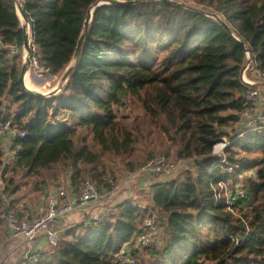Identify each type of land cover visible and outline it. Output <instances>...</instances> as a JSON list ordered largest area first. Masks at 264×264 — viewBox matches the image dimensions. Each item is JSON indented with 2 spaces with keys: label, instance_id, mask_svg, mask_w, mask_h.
I'll list each match as a JSON object with an SVG mask.
<instances>
[{
  "label": "trees",
  "instance_id": "trees-1",
  "mask_svg": "<svg viewBox=\"0 0 264 264\" xmlns=\"http://www.w3.org/2000/svg\"><path fill=\"white\" fill-rule=\"evenodd\" d=\"M99 1L0 0L3 44H24L28 24L31 52L45 74L56 75L71 64L60 90L36 95L18 79L19 55L0 48V120L25 132L13 140L20 150L4 175L0 142V242L6 237L4 214L17 211L10 197L29 179L37 200L49 186L69 182L77 188L88 173L99 188L110 176L119 184L126 175L118 178L112 169L107 174L104 159H123L133 175L153 158L147 153L143 161L129 160L154 130L164 143L158 154L187 161L184 172L135 173L123 183L132 193L123 197L120 185L114 194L122 200H113L112 215L95 227L83 222L55 227L57 245L36 264H117L114 253L143 232L147 218L159 230L158 242L133 250L135 264H264V128L234 138L238 114L250 105L241 99L249 88L240 80L244 45L264 70V0H193L211 15L222 14L236 31L203 10L169 0ZM124 99L142 114L120 113ZM222 137L230 140L223 164L232 167L229 172L214 166L217 158L211 155ZM238 152L250 155L237 158ZM252 171L254 177L247 175ZM221 181L232 184L229 203L214 199L210 185ZM133 182L143 185L132 189ZM144 190L145 204L139 196ZM94 207L99 212L101 207Z\"/></svg>",
  "mask_w": 264,
  "mask_h": 264
},
{
  "label": "built area",
  "instance_id": "built-area-1",
  "mask_svg": "<svg viewBox=\"0 0 264 264\" xmlns=\"http://www.w3.org/2000/svg\"><path fill=\"white\" fill-rule=\"evenodd\" d=\"M29 32V38L27 34V45H18L16 42L3 44L0 41V48L7 50L10 54L21 53L22 63L28 66V72L31 68L34 69L37 76H41L43 68L39 65L38 60L32 54L31 50V34L29 25H26V33ZM245 59L240 71V80L243 84L249 86L245 90L241 99L250 105L244 108L239 114V128L240 132L234 137L237 138L242 133L264 128V109L260 110L263 105L264 87L261 83H264V70L257 67L252 59L251 52L244 45ZM259 81H262L261 83ZM25 132L15 125L11 120H0V142L9 140V148L5 147L3 155V163L12 161L15 154L20 150L18 144H13V140L17 137H22ZM230 144V140L222 137V139L213 145L211 155L216 157L215 165L222 171H231L232 167H225L226 163L225 149ZM187 164L185 160L170 161L164 154H158L154 156L148 163L140 167L139 172L145 177L149 176H167L177 172L181 169L182 165ZM129 175V174H127ZM124 180L127 179V176ZM105 182L107 186L99 188V186L90 179H84L80 182L77 188L70 186L66 183L68 189L56 188V191L49 193L44 197V201L38 206L37 212L33 217H30L29 211H23L19 216L17 211L9 209L6 213L5 220L8 229V237H21L26 242L28 247L23 250L16 259L8 260L5 264H36L42 254L53 251L58 243V229L53 225L58 220L64 218L74 211L90 206H100L99 212L91 215L87 220L83 221L84 226L95 227L101 224L105 219L114 213V191L119 187L114 183L112 178H106ZM122 183V182H121ZM225 184L224 182H218L217 184H211V188L214 192V199L217 201L222 197H218L220 194L216 192V187ZM237 188V189H236ZM235 188L238 197L243 195L242 190L237 186ZM241 190V192L237 190ZM226 202L229 203L232 198L230 193H227ZM6 207L8 206V200H4ZM143 232L125 242L114 253L113 259L117 264H135L136 259L132 255L133 250H140L143 247H150L152 244L158 242L159 230L154 225L152 218H147L143 223ZM44 238V242H40V239ZM237 243V239H234ZM0 260V264H1Z\"/></svg>",
  "mask_w": 264,
  "mask_h": 264
},
{
  "label": "rangeland",
  "instance_id": "rangeland-1",
  "mask_svg": "<svg viewBox=\"0 0 264 264\" xmlns=\"http://www.w3.org/2000/svg\"><path fill=\"white\" fill-rule=\"evenodd\" d=\"M117 1H123V0H117ZM169 1L182 4L185 7H189V8H193V9H197V10H203L204 13L209 14V16L218 18L219 20L223 21L226 25H228V27L231 30L236 31L235 28H234V24L232 22L228 21L224 16H222V14L217 13V14H215V16L211 15L212 13L209 12L210 10L209 11L206 10V8L202 7L200 4H198L197 2H195L193 0H169ZM99 2H101V4H102L103 2L105 3L107 1L101 0ZM93 8H92V10H93ZM21 20H23V19L21 18ZM233 33H234L235 37L240 39V35H239L238 32H233ZM27 34H28V38H29V32L28 31H27ZM16 55H19V57L21 59V62H22L23 60H22V57H21V53L20 54L17 53ZM22 65H23V63H22ZM70 65L67 66V67H70ZM67 67H66V69H67ZM27 70H28V66H27ZM65 70L60 72V73H58V74H56V75H47L43 71L41 76H37L35 71H34V69L31 68L28 71V75H29L30 81L32 82V85L34 86V88H36V90L35 89H31V90L38 91V92L44 91V93H47L45 95H49L50 92L48 93L47 91H50L54 86H56V84L58 86V89H59V87L62 84H64L65 78L63 79L62 77H63V75L65 73ZM100 82L103 84L104 87H107V82L106 81H104L103 79H100ZM259 82L261 83L262 81H259ZM261 85H262V87H264V83L263 82L261 83ZM53 92H55V91H53ZM262 95L264 97V93H262ZM123 102H124V104L118 107V110H119L120 113H122L124 115H128L130 118H134V117H137V116L142 114L141 111L139 109H137L128 99H124ZM263 109H264V101H263L262 107H260V110H263ZM240 130H242V129L241 128L237 129V131H239V132H240ZM9 140L10 139H8V141H3V143H5L4 146H6V147L9 146ZM7 148H9V147H7ZM163 149H164V143H163V139H162L161 134H159L156 131L152 130L151 135L148 138H146V140L144 142V146L142 144H138L137 148H136L135 155L132 158H129V160H131V161H143V160L146 159L147 153H149L151 157H154V156L158 155V153H162L161 150H163ZM4 151H5V147H4ZM238 153L239 154H236L237 158L238 157L243 158V157H245L247 155H250V154L243 153V152H238ZM225 155H227V153H225ZM172 157H173V155L171 154L170 158L172 159ZM104 161L105 162L102 161L103 164L104 165L107 164V166L109 167V168L106 167L107 168V174L109 173V170L112 169L114 171H117V177L118 178L120 176H122V175L124 177H125V175H127L126 173H128V172L123 167V165L125 163V161L123 159H120V158H117V157L114 158V157H111V156H106ZM187 166H189V165L188 164L182 165L181 169H179L177 172L173 173L172 175L175 174L174 176H176V175L178 176L179 173L184 172V170L186 169ZM139 169L140 168L136 169L137 171L135 173L137 175L140 174ZM128 174L129 175H127L128 176L127 179H133L134 176H137V175H134V174H133L134 176L131 175L132 173H128ZM247 175H251V176L254 177L255 173L253 171H252V174H250V172H247ZM59 177H60L59 178L60 181L63 182V179H64L63 176H61V174H60ZM244 177H245L244 175L242 177L240 176L238 181L239 182H243L245 180ZM84 178L85 179H90L93 182L97 183L91 173L86 174L81 179H84ZM109 178H112V176H110ZM23 180H25V179H22L21 181H23ZM138 180H141V178L138 177ZM129 181H131V180H129ZM153 181H155V180H151V183H153ZM31 182H32V179H29L28 183H26L24 186H22L20 188L19 194H12V196L11 197L9 196V197L12 198V199H16V202L17 201L18 202L21 201L22 203L34 204L36 202V200H37V195L32 194V183ZM121 182H119V184H118L119 187L114 191L113 194H115V193H117L119 191L120 185H121V189L123 188V185H127V184H123L125 182L124 180H121ZM20 183H22V182H20ZM131 185H132V187H131L132 189L133 188L137 189L143 184H136L135 183V184H131ZM230 185H232L230 182H226L225 184H222L221 186H218V188L216 187L215 188L216 192L218 194H220L218 197H222L225 200L227 199V201H228L227 193L229 195V192L231 190L230 189L231 188ZM3 186H4V183L0 180V191L3 189ZM60 186H64V184H61ZM49 187H51V186H49ZM65 187H67V185H65ZM147 191L148 190H144V191H142L143 193L139 195L142 198L143 204L147 203V198L145 197V195H147ZM237 191L241 192V190H239V189ZM18 195H20V196H18ZM4 196L8 197L6 194H4ZM7 199H9V198H7ZM119 200H114V203L117 204ZM34 205H36V203ZM93 208H95V207L93 206L92 209ZM82 222H83V220H78V222H76V223H82ZM76 223H74V224H76ZM139 252L141 253V251H139Z\"/></svg>",
  "mask_w": 264,
  "mask_h": 264
},
{
  "label": "crops",
  "instance_id": "crops-1",
  "mask_svg": "<svg viewBox=\"0 0 264 264\" xmlns=\"http://www.w3.org/2000/svg\"><path fill=\"white\" fill-rule=\"evenodd\" d=\"M53 90L55 92H57L59 90L57 84L50 91H47V92L49 93ZM42 93H44V91H42ZM45 94H47V93H45ZM2 144H3V146L5 145V143H3V142H2ZM67 183H69V182H67ZM133 184H135V183L133 182ZM65 185H66V183H65ZM56 188L57 187L45 188L43 190L42 196L40 198H38V200H36V202H35L36 205H34L35 203L34 204H30V203L24 204L21 201L20 202H18V201L14 202L12 205L14 208H17V211L20 212L21 215H22L23 211H29L30 217H33L35 215V213L37 212L38 206L44 201V197L49 193L55 192ZM61 188L68 189V187H65V186H63V187L61 186ZM119 192L121 193L120 195H123V197L128 195V193H132L128 187L126 188V190H124L123 188L120 189ZM12 200H14V199H12ZM121 200H122V197H121ZM93 206H95V205H90V206L78 209V210L74 211L73 213L68 214L64 218L58 220L57 223H55L53 226L54 227L67 228V227L72 226L74 223L78 222V220H83V221L87 220L91 217V215L95 214L98 211L97 208L92 209ZM21 215H19V216H21ZM4 220H5V214H4ZM4 227H5L4 230H6V235H5L6 237L3 238L0 242V260L2 262L1 264L6 263V261H8V260L16 259L20 255V253L28 247L26 242L23 241L21 239V237H14V238L8 237V229L6 226V222H5ZM40 242L43 243L44 238H41Z\"/></svg>",
  "mask_w": 264,
  "mask_h": 264
},
{
  "label": "water",
  "instance_id": "water-1",
  "mask_svg": "<svg viewBox=\"0 0 264 264\" xmlns=\"http://www.w3.org/2000/svg\"><path fill=\"white\" fill-rule=\"evenodd\" d=\"M119 2H120V3H129V2H131V1H119ZM103 3H104V2H103ZM99 4H101V2L97 3V5H99ZM17 14L20 15L22 19L25 18V13H24L23 9L20 8V7L17 9ZM91 15H92V9L89 10L88 16H87L86 19H85V23H86V24L90 21V19H91ZM235 39H236V41H237V44H238L239 46L243 47V42H242L241 40H239L238 38H235ZM27 43H28V39H27V37H25V39H24V45H27ZM80 45H81V39L78 41V44H77V47H76V54L79 52ZM69 70H70V67H67V69L65 70V73H64V75H63V77H62L63 79L66 77V75L68 74ZM26 71H27V66H26V64H23V65L21 66L20 73H19V77H18L20 83H21L25 88H27V87L25 86V84H24V74L26 73ZM27 89H28L30 92H33V93L36 94V95H45V93L38 92V91H33V90L29 89V88H27ZM53 91H54V90H53ZM53 91H52V92H53ZM7 168H8V163H4V165H3V169H2V172H1V175H4V174L6 173Z\"/></svg>",
  "mask_w": 264,
  "mask_h": 264
},
{
  "label": "bare ground",
  "instance_id": "bare-ground-1",
  "mask_svg": "<svg viewBox=\"0 0 264 264\" xmlns=\"http://www.w3.org/2000/svg\"><path fill=\"white\" fill-rule=\"evenodd\" d=\"M20 16V15H19ZM21 18V17H20ZM24 83H25V86L29 89H35L34 86L32 85V82L30 81L29 79V75H28V72L24 74Z\"/></svg>",
  "mask_w": 264,
  "mask_h": 264
}]
</instances>
